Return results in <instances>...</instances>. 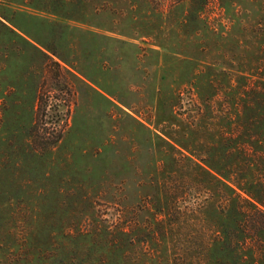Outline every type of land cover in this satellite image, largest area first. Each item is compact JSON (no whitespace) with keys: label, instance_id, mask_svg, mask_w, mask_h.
<instances>
[{"label":"rangeland","instance_id":"obj_1","mask_svg":"<svg viewBox=\"0 0 264 264\" xmlns=\"http://www.w3.org/2000/svg\"><path fill=\"white\" fill-rule=\"evenodd\" d=\"M0 17L17 32L0 27V264H264V0H0ZM32 44L71 91L53 81L69 104L45 121Z\"/></svg>","mask_w":264,"mask_h":264},{"label":"trees","instance_id":"obj_2","mask_svg":"<svg viewBox=\"0 0 264 264\" xmlns=\"http://www.w3.org/2000/svg\"><path fill=\"white\" fill-rule=\"evenodd\" d=\"M9 24L11 25V23ZM9 24L6 22V19L4 17H0V27H3L12 34H17V32ZM32 47L40 52L42 58L44 59V69L51 79V81H49L47 78V81L45 80L43 82L38 98L36 117L39 121H45L47 117H50L52 115V110L57 111L62 104H67L69 102L68 99L71 97V91L69 90V87L65 81L63 72L65 68L62 66V64L56 61L48 53L50 52L48 49L44 50L36 44H32ZM48 81L51 82V84L49 83V85H47ZM53 81L57 82V86H61L66 90V94L68 95L67 100L61 99L55 95L56 89L54 87L55 85ZM47 130V127L44 124H41V126L34 128L33 133V138L37 139L44 149L55 147L62 138V135L59 134L56 137H53L54 139H49L50 135Z\"/></svg>","mask_w":264,"mask_h":264}]
</instances>
